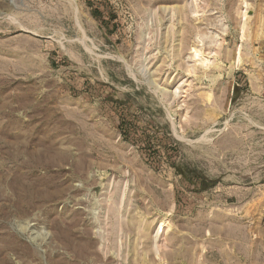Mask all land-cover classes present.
<instances>
[{
    "label": "rangeland",
    "instance_id": "374dc122",
    "mask_svg": "<svg viewBox=\"0 0 264 264\" xmlns=\"http://www.w3.org/2000/svg\"><path fill=\"white\" fill-rule=\"evenodd\" d=\"M0 264H264V0H0Z\"/></svg>",
    "mask_w": 264,
    "mask_h": 264
},
{
    "label": "bare ground",
    "instance_id": "6f19581e",
    "mask_svg": "<svg viewBox=\"0 0 264 264\" xmlns=\"http://www.w3.org/2000/svg\"><path fill=\"white\" fill-rule=\"evenodd\" d=\"M237 63H238V65H240L242 62H241V60L239 59V60L237 61Z\"/></svg>",
    "mask_w": 264,
    "mask_h": 264
}]
</instances>
